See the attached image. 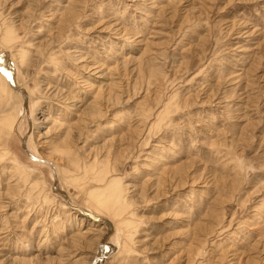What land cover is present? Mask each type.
Here are the masks:
<instances>
[{
	"label": "rangeland",
	"instance_id": "obj_1",
	"mask_svg": "<svg viewBox=\"0 0 264 264\" xmlns=\"http://www.w3.org/2000/svg\"><path fill=\"white\" fill-rule=\"evenodd\" d=\"M5 29L0 264H264V0H0Z\"/></svg>",
	"mask_w": 264,
	"mask_h": 264
},
{
	"label": "bare ground",
	"instance_id": "obj_2",
	"mask_svg": "<svg viewBox=\"0 0 264 264\" xmlns=\"http://www.w3.org/2000/svg\"><path fill=\"white\" fill-rule=\"evenodd\" d=\"M74 15V14H73ZM5 33H3L2 34V36H1V38H0V46H3V49H4V47H6L7 46V43H8V41L10 42V41H12V40H14L12 37V31H10L9 29H5V31H4ZM8 48H10V47H8ZM8 48H6L4 51H8L9 49ZM10 51V50H9ZM28 55L29 54H27V52L25 51V50H23V49H19L18 51H17V58H18V61L19 62H17V65H18V67L20 68V69H26L27 68V63H29L30 62V60L28 61ZM3 56H4V54H3ZM5 57V56H4ZM13 57V56H12ZM15 60V59H14ZM32 67V66H31ZM7 73V72H6ZM8 74V73H7ZM103 75H101L100 76V78L102 77ZM104 77V76H103ZM89 86H91V85H88V86H86V87H88L89 88ZM21 89V88H20ZM49 89H51L52 90V88H49ZM48 89V90H49ZM92 89V88H91ZM17 90V89H16ZM89 90V89H88ZM91 91V90H90ZM54 92H57L55 89H53V91H51L50 92V95L52 94V93H54ZM95 93V92H94ZM57 93H55V95H53L52 97H56L57 95H56ZM49 95V96H50ZM58 99V98H57ZM59 99L60 100H63V98H61L60 96H59ZM24 101H25V99H24ZM63 147V146H62ZM26 149V148H25ZM28 153V152H27ZM68 153V152H67ZM38 161V163H42V161L41 160H37ZM63 178V177H62ZM69 180V179H68ZM92 195H94V194H92ZM96 195V194H95ZM94 195V196H95ZM98 196V195H97ZM92 199V198H91ZM92 200H95V199H92ZM97 200H95V203H97L98 204V202H96ZM102 201H103V199H102ZM100 204V203H99ZM110 204V203H109ZM112 205H114V203L112 204ZM97 206V205H96ZM106 206V205H105ZM110 206V205H109ZM100 207L102 208V206H101V204H100ZM99 207V208H100ZM101 208H100V210H101ZM109 208V207H108ZM102 210H103V208H102ZM105 210H106V208H105ZM113 210H114V208H113ZM107 211H109L108 209H107ZM103 212H104V210H103ZM106 213V212H105ZM111 217V216H110ZM112 218V217H111ZM107 224H109L108 222H107ZM110 225V224H109ZM130 225V224H129Z\"/></svg>",
	"mask_w": 264,
	"mask_h": 264
},
{
	"label": "water",
	"instance_id": "obj_3",
	"mask_svg": "<svg viewBox=\"0 0 264 264\" xmlns=\"http://www.w3.org/2000/svg\"><path fill=\"white\" fill-rule=\"evenodd\" d=\"M6 78H7V80H8V83H10L11 85H12V87H13V84H12V81L10 80V77L7 75L6 76ZM26 104V103H25ZM22 146H23V141H22ZM23 148H24V146H23ZM28 154V156H29V158L30 159H32V160H34V161H37L35 158H33L29 153H27ZM96 221H100V220H98V219H95ZM104 222L105 223H107L105 220H104ZM109 223V222H108ZM109 225V224H108Z\"/></svg>",
	"mask_w": 264,
	"mask_h": 264
}]
</instances>
